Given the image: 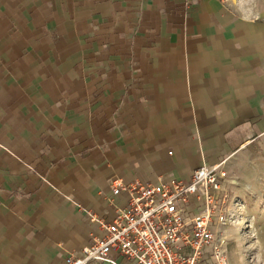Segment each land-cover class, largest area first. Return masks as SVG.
Segmentation results:
<instances>
[{
	"label": "crops",
	"instance_id": "0c3cea01",
	"mask_svg": "<svg viewBox=\"0 0 264 264\" xmlns=\"http://www.w3.org/2000/svg\"><path fill=\"white\" fill-rule=\"evenodd\" d=\"M257 4L0 0V264L77 256L116 177L234 162L264 130Z\"/></svg>",
	"mask_w": 264,
	"mask_h": 264
},
{
	"label": "built area",
	"instance_id": "2783aa9c",
	"mask_svg": "<svg viewBox=\"0 0 264 264\" xmlns=\"http://www.w3.org/2000/svg\"><path fill=\"white\" fill-rule=\"evenodd\" d=\"M215 1L224 7L238 2ZM235 184L225 159L203 160L187 180L159 177L152 184L116 177L107 196L114 215L91 214L96 231L65 263L121 264L122 258L129 264H230L223 228Z\"/></svg>",
	"mask_w": 264,
	"mask_h": 264
},
{
	"label": "rangeland",
	"instance_id": "374dc122",
	"mask_svg": "<svg viewBox=\"0 0 264 264\" xmlns=\"http://www.w3.org/2000/svg\"><path fill=\"white\" fill-rule=\"evenodd\" d=\"M264 9V0H256ZM227 162L236 181L231 189L230 220L223 228L230 264H264V130ZM230 167H233L231 169Z\"/></svg>",
	"mask_w": 264,
	"mask_h": 264
}]
</instances>
